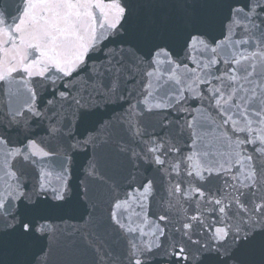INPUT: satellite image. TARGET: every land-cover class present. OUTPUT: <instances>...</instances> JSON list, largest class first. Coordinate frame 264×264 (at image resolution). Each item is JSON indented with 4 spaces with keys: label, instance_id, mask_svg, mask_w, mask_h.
<instances>
[{
    "label": "snow or ice",
    "instance_id": "snow-or-ice-1",
    "mask_svg": "<svg viewBox=\"0 0 264 264\" xmlns=\"http://www.w3.org/2000/svg\"><path fill=\"white\" fill-rule=\"evenodd\" d=\"M0 264H264V0H0Z\"/></svg>",
    "mask_w": 264,
    "mask_h": 264
}]
</instances>
